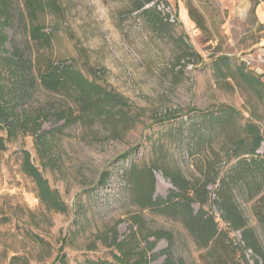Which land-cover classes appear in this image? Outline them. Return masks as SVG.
<instances>
[{"label": "rangeland", "instance_id": "obj_1", "mask_svg": "<svg viewBox=\"0 0 264 264\" xmlns=\"http://www.w3.org/2000/svg\"><path fill=\"white\" fill-rule=\"evenodd\" d=\"M51 1L59 11L46 7L35 22L52 35L51 48L36 50L24 32L5 28L9 41L4 55L9 56L16 44L38 57L37 67L47 59L72 64L89 81L121 95L127 116L135 124L116 126L113 121L90 119L63 126L57 112L78 116L77 107L71 96L40 86L37 67L31 76L34 81L21 89L15 87L20 90L15 112L36 120L40 131L33 135L34 129L20 128L13 136L6 129L0 132L5 146L0 150V264H10L13 256L19 258L13 264H59L62 254L67 264L111 260L98 234L106 233L117 221L121 222L117 227L120 238L129 233L133 208L128 205L123 175L132 164L162 160L163 166H176L193 181L211 174L208 164L216 169L225 149L241 135L237 127L212 143L192 146L196 140L191 141V126L208 135L203 130V114L232 107L239 113L238 125L256 124L264 139V92L256 95L234 74L235 66L245 63L246 70L261 76L264 85V64L258 61L264 54V27L256 17L258 0H156L175 16L173 27L164 21L155 26L149 16L134 12V0ZM181 41L197 58L184 57ZM222 56L231 64L224 79L211 70L214 60ZM164 118L172 119L160 121ZM40 134L45 137L42 144L36 138ZM23 151L59 192L67 206L65 214L44 211L34 182L21 171ZM258 152L264 154V141ZM154 179V197L165 199L173 190L171 184L160 172H154ZM208 190L212 192L214 186ZM241 207L254 226L249 205L241 203ZM197 209L194 205L193 210ZM205 209L217 217L212 203ZM145 219L150 229L173 234L175 258L201 264L200 252L179 223L154 213H146ZM92 243L97 249L86 251ZM166 248L167 243L160 240L154 251ZM246 260L254 264L251 253ZM236 262L242 264L239 255ZM162 263L163 257H158L153 264Z\"/></svg>", "mask_w": 264, "mask_h": 264}, {"label": "trees", "instance_id": "obj_2", "mask_svg": "<svg viewBox=\"0 0 264 264\" xmlns=\"http://www.w3.org/2000/svg\"><path fill=\"white\" fill-rule=\"evenodd\" d=\"M20 1L21 4L16 5ZM49 6L55 13L59 11L58 6L51 0H0V132L6 129L9 136L16 135L20 128L34 129L33 135L40 131V124L36 120L15 112L16 101L20 99V90H15V87L21 89L23 85L27 86L34 81L31 76L39 59L31 53L28 55L23 46L16 44L12 45V53L5 56V46L9 39L4 29L10 28L13 33L21 30L28 37L27 43H34L36 50L51 48L52 35L35 24L39 14ZM158 6L160 4L156 0H134L133 11L149 16L155 26L162 24V21L167 27L176 25L177 21L170 22L169 16L158 10ZM188 13L196 22L192 12L189 10ZM25 17L29 20L28 24L25 23ZM181 43L185 47L184 57L197 58L183 41ZM245 65L240 63L235 66V76L256 95H262L264 85L261 76L246 70ZM211 70L222 79L228 77L231 70L229 59L224 56L216 58ZM36 72L40 86L46 91L71 96L76 105L78 116L65 111L57 112V121L63 122V126L73 121L84 122L90 119L113 121L116 126H134L133 118L127 116V103L124 98L94 80L89 81L72 64H58L47 59L42 67H37ZM9 80V90H6L8 88L5 83ZM12 93L13 98H9ZM238 115L229 106L203 114V130L208 135L200 133L199 128L193 131L191 126V141L196 140L192 146H200L207 141L212 143L229 129L238 127L240 130L241 135L225 149L216 169L208 164L211 174L208 172L207 176L201 174L199 179L189 181L179 168L163 166L162 160L142 165L132 164L123 175L128 205L133 208L128 220L129 233L120 238L117 227L121 222L117 221L106 233L98 234L100 243L109 252L111 260L86 259L79 264H153L158 257H163L162 264H185L183 259L175 258L171 251L174 245L173 234L170 231L150 229L145 219L146 213L161 215L179 223L200 252L198 259L201 264H240L236 262L237 255L242 264H248V253L252 254L254 264H264V154L258 152L264 139L256 124L246 121L240 127ZM169 119L172 118L160 121ZM3 123L6 128L1 126ZM43 136L40 134L36 137L41 144L45 141ZM4 148V140L0 138V150ZM21 171L34 182L36 198L47 214L67 212V206L59 192L51 188L32 164L27 151L22 153ZM154 172H160L173 188L165 199L154 197ZM106 178L107 175L102 184ZM210 185L214 186L212 192L208 190ZM210 203L216 208L220 221L205 209ZM241 203L249 205L254 226L245 217ZM194 205L197 206V211L193 210ZM232 234H239L240 239L237 240ZM75 235L74 232L72 236ZM160 240L167 243V248L156 253L155 246ZM96 249V244L92 243L86 251L92 252ZM18 259L13 256L10 264ZM57 260L59 264H67L64 254Z\"/></svg>", "mask_w": 264, "mask_h": 264}, {"label": "built area", "instance_id": "obj_3", "mask_svg": "<svg viewBox=\"0 0 264 264\" xmlns=\"http://www.w3.org/2000/svg\"><path fill=\"white\" fill-rule=\"evenodd\" d=\"M158 10L166 13L169 16L170 22L177 21L176 18H175V16L172 14V12H171V10L169 8L161 5V6H158ZM258 61H259V63L264 64V54L258 56ZM216 218H217L218 221H220L219 215H217Z\"/></svg>", "mask_w": 264, "mask_h": 264}, {"label": "crops", "instance_id": "obj_4", "mask_svg": "<svg viewBox=\"0 0 264 264\" xmlns=\"http://www.w3.org/2000/svg\"><path fill=\"white\" fill-rule=\"evenodd\" d=\"M256 17L259 23L264 27V2L263 0H258L256 8Z\"/></svg>", "mask_w": 264, "mask_h": 264}, {"label": "bare ground", "instance_id": "obj_5", "mask_svg": "<svg viewBox=\"0 0 264 264\" xmlns=\"http://www.w3.org/2000/svg\"><path fill=\"white\" fill-rule=\"evenodd\" d=\"M159 179H162L161 177H158Z\"/></svg>", "mask_w": 264, "mask_h": 264}]
</instances>
